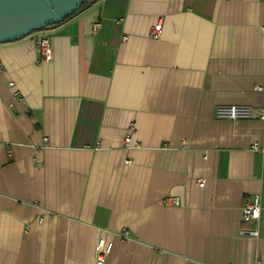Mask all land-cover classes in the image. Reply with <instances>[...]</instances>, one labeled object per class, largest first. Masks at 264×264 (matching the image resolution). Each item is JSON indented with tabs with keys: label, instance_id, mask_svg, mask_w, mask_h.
I'll return each instance as SVG.
<instances>
[{
	"label": "crops",
	"instance_id": "1",
	"mask_svg": "<svg viewBox=\"0 0 264 264\" xmlns=\"http://www.w3.org/2000/svg\"><path fill=\"white\" fill-rule=\"evenodd\" d=\"M0 64V264H264V0H93Z\"/></svg>",
	"mask_w": 264,
	"mask_h": 264
},
{
	"label": "built area",
	"instance_id": "2",
	"mask_svg": "<svg viewBox=\"0 0 264 264\" xmlns=\"http://www.w3.org/2000/svg\"><path fill=\"white\" fill-rule=\"evenodd\" d=\"M100 27L99 22H94L92 26L93 32H96ZM163 31V22L158 21L157 24L153 27L151 31V36L155 39L161 37ZM37 49L41 55V61H52L54 58V45L53 40L50 34L46 31H42L39 35V40L37 43ZM3 70L2 65L0 64V72ZM10 85L13 86L14 82H10ZM16 97L19 100H23V97L19 92H15ZM216 115L220 118H228L232 120L251 118L254 116V110L251 106L245 105H222L218 106L216 109ZM264 120V113L259 116ZM134 126H131L133 130ZM124 143L126 148H130L135 145L131 134H127L124 138ZM200 185L203 186L204 182L201 181ZM166 205H181L182 199L178 196H169L164 200ZM261 196L259 194H251L245 199V202L242 206V221L246 225L241 229V235L245 237L254 238L259 235V232L256 227V224L260 218L261 214ZM122 242H126L129 238V232L124 230L120 234ZM107 252L104 250H98L95 254V260L93 264H106L107 262Z\"/></svg>",
	"mask_w": 264,
	"mask_h": 264
},
{
	"label": "water",
	"instance_id": "3",
	"mask_svg": "<svg viewBox=\"0 0 264 264\" xmlns=\"http://www.w3.org/2000/svg\"><path fill=\"white\" fill-rule=\"evenodd\" d=\"M89 0H0V43L64 21Z\"/></svg>",
	"mask_w": 264,
	"mask_h": 264
},
{
	"label": "trees",
	"instance_id": "4",
	"mask_svg": "<svg viewBox=\"0 0 264 264\" xmlns=\"http://www.w3.org/2000/svg\"><path fill=\"white\" fill-rule=\"evenodd\" d=\"M92 1H93V0H89V1H87L84 5L80 6V8H79L76 12L80 11V10L83 9L84 7H87V5L90 4ZM76 12H75V13H76ZM75 13H73V14H75ZM43 29H44V28H43Z\"/></svg>",
	"mask_w": 264,
	"mask_h": 264
}]
</instances>
